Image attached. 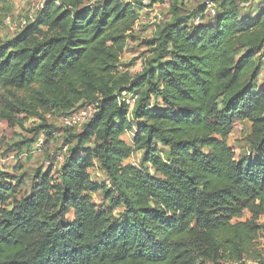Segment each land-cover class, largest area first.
I'll return each mask as SVG.
<instances>
[{
  "label": "trees",
  "instance_id": "16d2710c",
  "mask_svg": "<svg viewBox=\"0 0 264 264\" xmlns=\"http://www.w3.org/2000/svg\"><path fill=\"white\" fill-rule=\"evenodd\" d=\"M248 1L216 0L212 18L204 2L192 23L175 3V19L148 43L161 60L132 79L120 73L128 37L140 11L164 0H46L0 46V90L27 95L7 100L1 118L93 108L30 196L17 198L0 170V264L263 260L264 11ZM129 112L139 122L133 145L122 138L134 130ZM236 123L250 127L251 156L226 144ZM140 153L143 167L128 164ZM97 168L108 182L93 180ZM99 193L109 209L95 204ZM246 211L251 220L240 221Z\"/></svg>",
  "mask_w": 264,
  "mask_h": 264
},
{
  "label": "rangeland",
  "instance_id": "374dc122",
  "mask_svg": "<svg viewBox=\"0 0 264 264\" xmlns=\"http://www.w3.org/2000/svg\"><path fill=\"white\" fill-rule=\"evenodd\" d=\"M46 0H1L0 1V46L11 42L25 27L24 23L32 22L39 13L42 4ZM92 3L99 0H90ZM138 1V0H134ZM215 2L214 0H212ZM205 0H164V3H157L152 7L140 11V20L137 22L134 31L129 35L127 47L122 58L121 75L128 73L130 79L142 74L154 66V62L159 58L155 52V45H148L152 40H157L160 32L175 19L172 7L176 3L180 8V15L187 22H193V17ZM254 7V14L257 15L264 11L263 0H249L247 6ZM217 6V5H216ZM264 50L261 52L263 53ZM161 58H159V61ZM263 67L257 78L256 86H264V58H262ZM26 94L15 92L13 90H0V108L3 109L8 100L14 106H18L20 101L26 98ZM86 105V103H85ZM87 110L92 111L89 107ZM132 111V107L130 108ZM14 120L9 121L0 117V170L5 172L11 178L6 181L7 184L17 187L15 196L23 198L30 196L34 192L35 177L38 172H46L50 166L51 160L56 159L58 153L63 148L66 141L73 140V127L67 126L62 122L64 116L62 113L45 112L43 110L35 113L16 111ZM129 119L133 122L134 130L125 133L122 138L133 145V140L138 129L139 122L133 119L129 112ZM18 120V122L16 121ZM42 126V127H41ZM250 133V127L247 124L236 123L233 133L226 139L228 147L234 150L237 156H251L246 141ZM73 144H76V140ZM22 146V147H21ZM93 147V145H91ZM79 151V153H81ZM144 153L133 156L127 162L140 167L143 164ZM147 166V164H145ZM93 180L104 184L108 182L103 172L97 169L91 170ZM55 176V174H54ZM20 180V183H18ZM1 182V181H0ZM6 184V183H3ZM95 204L99 208H110L109 201L103 198L102 193L92 195ZM125 210H119L114 214L119 217ZM72 222L73 213L68 215ZM251 214L246 211L240 221L251 220ZM264 225V217L259 220ZM258 245L264 252V238L258 241ZM242 264H264V258L260 262L245 261Z\"/></svg>",
  "mask_w": 264,
  "mask_h": 264
},
{
  "label": "built area",
  "instance_id": "2783aa9c",
  "mask_svg": "<svg viewBox=\"0 0 264 264\" xmlns=\"http://www.w3.org/2000/svg\"><path fill=\"white\" fill-rule=\"evenodd\" d=\"M142 3L145 6H148L151 4L152 0H141ZM43 5V4H42ZM205 5L207 8V18H212L216 15V5L211 0H205ZM42 7V6H41ZM201 21V18H197L196 22L199 23ZM26 25V22L24 23V26ZM122 69V68H121ZM93 115V111L83 109L80 112L70 116V117H64L62 118V122L71 127L77 128L78 131H81L83 129V126L91 119ZM67 149L64 151L66 152ZM59 160H63V156L59 155L57 157Z\"/></svg>",
  "mask_w": 264,
  "mask_h": 264
}]
</instances>
